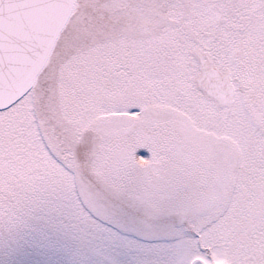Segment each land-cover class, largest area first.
Segmentation results:
<instances>
[{
	"label": "snow or ice",
	"instance_id": "obj_1",
	"mask_svg": "<svg viewBox=\"0 0 264 264\" xmlns=\"http://www.w3.org/2000/svg\"><path fill=\"white\" fill-rule=\"evenodd\" d=\"M194 124L207 144L185 172L241 146L213 181L229 196L195 228L134 225L182 178L156 160H183ZM41 202L103 242L104 264L122 249L130 264H264V0H0V225Z\"/></svg>",
	"mask_w": 264,
	"mask_h": 264
},
{
	"label": "trees",
	"instance_id": "obj_2",
	"mask_svg": "<svg viewBox=\"0 0 264 264\" xmlns=\"http://www.w3.org/2000/svg\"><path fill=\"white\" fill-rule=\"evenodd\" d=\"M58 215L47 203L34 205L21 223L0 225V264H81L80 252L46 222Z\"/></svg>",
	"mask_w": 264,
	"mask_h": 264
},
{
	"label": "rangeland",
	"instance_id": "obj_3",
	"mask_svg": "<svg viewBox=\"0 0 264 264\" xmlns=\"http://www.w3.org/2000/svg\"><path fill=\"white\" fill-rule=\"evenodd\" d=\"M199 128V124H195ZM236 148L237 151L241 150V146L239 144H235L232 146ZM229 149V148H228ZM231 149V148H230ZM229 149V150H230ZM170 159L159 157L157 158V162L160 164L161 168L169 165ZM157 168V167H156ZM172 184V182H170ZM169 189L172 191L162 190L160 187L148 194L145 200L142 202L144 206L148 208L147 213L140 218V221L134 222V225L138 226L140 222L148 221L152 216H159V215H177L181 218H188L192 217L193 222L190 223V227L195 228L196 225L204 223V220L199 216V213L212 211L215 210L219 204H221L227 197H223L222 199H212L210 197H191L185 196L180 191L174 189V187L169 186ZM176 192L175 196H172V193ZM206 201H212V205H208L206 208H197L196 205L200 201V204ZM195 205V206H194ZM193 206V207H192ZM196 207V208H195ZM56 208V207H54ZM62 211V210H61ZM64 212V211H62ZM70 218L69 216H67ZM57 220L48 219V222L55 223ZM58 225L60 224L62 228H67L66 231L68 240L73 241L74 244L79 248L80 256L78 257V261L81 260L80 257L83 258L81 264H104L103 262V255H104V245L101 242L99 245H95V242L81 236L79 232H77L72 227V220L71 218L69 221L64 222V220L57 221ZM217 233L211 232L209 236L212 239L217 238ZM177 249H173V252H176ZM120 260V264H130L132 259V254L130 249H122L118 256ZM195 259H202L199 256L193 258ZM156 264H160L159 261ZM202 264H226V261L223 258H219L216 254H213V259L211 261H203Z\"/></svg>",
	"mask_w": 264,
	"mask_h": 264
},
{
	"label": "flooded vegetation",
	"instance_id": "obj_4",
	"mask_svg": "<svg viewBox=\"0 0 264 264\" xmlns=\"http://www.w3.org/2000/svg\"><path fill=\"white\" fill-rule=\"evenodd\" d=\"M191 131H185L184 133V140L185 143L191 142ZM198 134H195L194 138L196 139L195 145L199 146L198 149L203 147L207 144L206 139H197ZM220 146H215L210 148L206 156V164L204 167H197L191 170L190 172H185L184 169L187 166L199 159L202 158V154L199 151L197 156L191 154V151L187 154V156L183 160H175L170 159L169 166L167 168L171 169L174 174H180L182 176L181 180L184 181V185H191V184H200L202 187L199 190H182L186 194H192L195 196H204L210 197L212 199H217L221 195H229V190H218L214 184V178L223 175L224 168H223V161L224 159L220 157ZM160 171L162 170L160 167L158 168ZM159 174V173H157ZM212 202V201H210Z\"/></svg>",
	"mask_w": 264,
	"mask_h": 264
}]
</instances>
